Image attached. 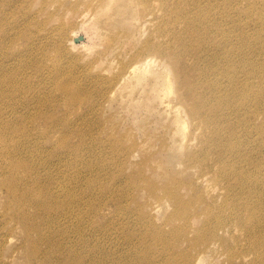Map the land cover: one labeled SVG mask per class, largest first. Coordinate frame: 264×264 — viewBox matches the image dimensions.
Masks as SVG:
<instances>
[{"label": "bare ground", "instance_id": "6f19581e", "mask_svg": "<svg viewBox=\"0 0 264 264\" xmlns=\"http://www.w3.org/2000/svg\"><path fill=\"white\" fill-rule=\"evenodd\" d=\"M80 1L90 5L89 9L95 16L109 14L111 9L119 12L118 16L127 15L124 14L126 10L142 16L160 11L157 19L160 22L153 32H164L167 39L170 36L173 38L170 43L157 42L150 37L138 41V44L142 42L137 56L152 49L160 53L161 57L152 52L145 53L130 64L123 63L119 72L107 75L105 79L121 81L126 76L133 87L139 86L140 90L142 87L143 91L149 84L158 97L167 102L172 113L173 135L177 134L181 140L176 148H167L169 156L178 158L179 163L183 164L182 170L192 178L206 182L204 194L202 191L192 194L191 190L199 188L197 182L192 178L179 177L181 170L168 167L164 173L153 177L165 179L160 185L152 176L145 178L144 188L154 190L161 200H170L176 207V211L170 215L174 219L170 231L172 235H164L169 236L170 240L177 236L189 245L186 247L188 252L176 251V258L182 255L184 264L201 263L213 249L220 248L233 262L238 257L246 260L247 255L252 253L251 264H264V121L256 124V119L264 112V58H258L264 52V30L250 35L242 25L244 21L241 14H238L240 0ZM6 3L14 5L19 13H26L29 2L0 0V156L14 154L25 167L17 178L0 179V183L7 185L9 196H14V202L19 204L17 212L11 214L12 219H17L23 227L27 257L32 259L30 264L42 251L45 258L43 264H55L52 256H48V251L55 247L64 250L60 251L62 264L106 263L98 256L96 226L93 222L85 223L83 227L79 223V238L71 237L68 243L62 241V237H57L61 234L66 236L74 230L66 228L60 222L61 216H56L55 211L65 209L70 204H67V197H61L51 189L48 183L50 178H41L34 163H28L29 156L23 152L32 139V131H29L39 119L45 117L46 111L43 102H40L37 106L38 115L29 119L24 130L21 129L17 111L29 106L30 102L22 90L26 80L18 71L21 65L25 70L29 63L19 61H25L22 56L26 53L21 46L20 36L3 27L11 12ZM246 4L244 13L257 11L258 18L264 22V3L247 0ZM43 7L55 12L61 8V3H58V8L50 9L46 3L37 11H32L41 14L39 10ZM52 16L45 13L48 20ZM98 22L99 18L93 25L95 32ZM238 25L243 27L239 32ZM114 26L116 28L108 33L110 40L107 47H113L117 40L130 33L123 20L117 21ZM49 34L58 40L59 45L65 43L68 47L78 45L80 40L77 42V38L84 35L78 29L69 32L68 24L62 27L52 24ZM256 76L261 80L253 87L250 80ZM59 86L66 93L67 101L82 102L85 99H79L78 91L71 90V86ZM116 90L111 89L110 94ZM239 109H245V112L236 117ZM11 116L14 118L6 119ZM251 123L258 126L256 130L250 129ZM245 144L257 149L254 158L249 157L254 150ZM185 147L190 149L185 151ZM12 160V165L17 168L15 160ZM215 165H218L216 171ZM182 188L187 190L189 197L181 193ZM217 189L218 192H215ZM200 201L203 203L201 211L195 206ZM191 219L199 222L197 227ZM86 225H89L88 229ZM56 231L60 235H55ZM151 231L147 229V234ZM34 233H39V237ZM227 233L238 236L241 245L232 244ZM41 240L45 242V248L41 246ZM79 243L78 247L85 248L87 245L88 249L80 250L77 247ZM192 249L196 252L193 253ZM247 249L250 251L245 252ZM89 250L93 255L86 258ZM176 258L171 262L178 264Z\"/></svg>", "mask_w": 264, "mask_h": 264}, {"label": "rangeland", "instance_id": "374dc122", "mask_svg": "<svg viewBox=\"0 0 264 264\" xmlns=\"http://www.w3.org/2000/svg\"><path fill=\"white\" fill-rule=\"evenodd\" d=\"M52 1L28 0L29 10L26 13H19L14 5L6 3L11 12L3 27L20 36L21 46L26 53L22 56L25 61L18 60L23 64L26 61L29 63L25 70L21 65L18 71L26 80L22 90L30 102L29 106L17 111L21 129L24 130L29 119L38 115L37 106L40 102H43L46 111L45 117L39 119L29 131H32V139L23 152L29 156L28 163H34L41 178H50L48 183L51 189L61 197H67V204H70L65 209L55 211L56 216H61L60 222L74 230L67 232L66 236L60 235L58 231L54 233L68 243L71 237L79 238V223L83 227V224L93 222L96 226L98 256L106 261L101 264H150V261L151 264H175L171 260L176 258V251H189L186 241L177 236L170 240L169 236L164 235H172L170 231L174 219L170 215L176 211V207L170 200H161L154 190L144 188L145 178L157 177L168 167L181 170L179 177H193L182 170L183 164L179 163L178 158L169 156L167 148H176L181 141L177 134L173 135L170 106L158 97V93L149 84L144 91L141 87V91L139 86L133 87L126 76L121 81L105 79V76L119 72L123 63L130 64L145 53L152 52L161 57L160 53L152 49L136 55L142 42L138 44L140 40L150 37L157 42L173 41L172 36L167 39L164 32H153L160 22L157 19L161 12L142 16L126 10L124 14L127 15L118 16L119 12L111 9L109 14L100 13L95 16L89 9L90 5L80 0ZM256 1L264 3V0ZM46 3L50 9L58 8V3H61V8L50 12L43 7L39 10L41 14L32 11H37ZM246 3L247 0H240L238 14H241L244 21L242 25L250 35L261 33L264 22L258 18L257 11L244 13ZM45 13L52 14L53 18L46 19ZM98 18V30L95 32L93 25ZM120 20L128 25L130 33L117 40L113 47H107L110 40L108 33L116 28L113 25ZM246 23L251 25L247 26ZM52 24L60 27L68 24L69 32L78 29L84 35L77 38V42L80 40L78 45H59L58 40L49 34ZM242 25H238V32L243 28ZM258 58H264V52ZM260 80L256 76L250 82L255 87ZM110 84L111 87L105 91ZM59 85L71 86V90L78 91L79 99H85L82 102L67 101V95ZM113 88L117 90L110 94ZM244 112L245 109H239L236 117ZM263 116L264 112L260 113L256 124L264 121ZM256 124L251 123L250 129L256 130ZM176 138H179L177 142L174 141ZM10 145L12 150L11 142ZM245 146L254 150L252 153L249 151V157L254 158L257 149L250 144ZM189 149L185 147V151ZM12 159L18 169L12 165ZM19 160L10 153L8 156H0V179L17 178L25 168ZM217 167L215 165V171ZM153 179L159 185L165 180ZM192 179L199 187L191 190L192 194L198 191L204 194L206 182ZM181 193L190 196L185 188L181 189ZM14 201V196H9L7 185L0 183V264H30L32 259L27 257L23 227L17 219H12L11 214L19 208V204ZM195 206L201 211L203 203L196 202ZM245 211L249 212L247 209ZM191 222L195 227L198 226L196 220L191 219ZM88 228L89 225H86ZM147 229L152 230L150 234H147ZM240 232L241 228L238 230L239 235ZM34 235L39 237V233ZM227 236L232 244L241 245L238 236H230L229 233ZM41 246L46 247L42 240ZM78 248L83 251L88 246ZM60 251L64 252L57 247L48 251V256H52L55 264H62ZM192 251L196 252L194 249ZM89 255H93L90 250L86 258ZM247 256L246 260L238 257L233 262L222 249L217 248L207 254L201 263L194 264H251L252 253ZM178 258V264L185 263L182 255ZM44 261L43 251L33 258V264H43ZM195 261L198 262L197 259Z\"/></svg>", "mask_w": 264, "mask_h": 264}]
</instances>
